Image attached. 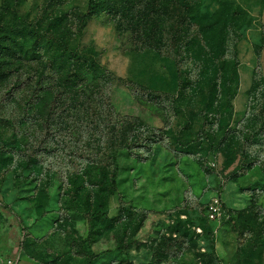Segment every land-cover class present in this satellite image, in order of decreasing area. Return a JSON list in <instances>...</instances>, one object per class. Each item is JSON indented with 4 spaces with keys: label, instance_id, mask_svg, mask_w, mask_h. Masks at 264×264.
I'll return each instance as SVG.
<instances>
[{
    "label": "rangeland",
    "instance_id": "1",
    "mask_svg": "<svg viewBox=\"0 0 264 264\" xmlns=\"http://www.w3.org/2000/svg\"><path fill=\"white\" fill-rule=\"evenodd\" d=\"M155 1L0 0V264H264V0Z\"/></svg>",
    "mask_w": 264,
    "mask_h": 264
},
{
    "label": "trees",
    "instance_id": "2",
    "mask_svg": "<svg viewBox=\"0 0 264 264\" xmlns=\"http://www.w3.org/2000/svg\"><path fill=\"white\" fill-rule=\"evenodd\" d=\"M138 2H142L144 0H137ZM154 2L150 1V0H145V3L142 4V11H144V13H142L141 11V16L142 18L146 17V16H150L151 14H153L152 12L153 11H156V8L155 6H157V1L153 0ZM171 6H173V3H176L178 4V7H184L186 5V0H167ZM134 3V2H133ZM97 6V5H96ZM95 10V2L94 0H88V11L86 12L85 15L87 16H90L94 13ZM140 17V16H139ZM179 20L181 23H183V18L181 19L179 17ZM9 24L5 23V28H4V31L5 33H9V37H8V40H9V43H10V47L8 48L9 50L12 51L11 47H13V45L16 44L17 42V38H19L20 34L21 33H24L21 29L19 30V26L18 25H12V26H8ZM30 31V35H33L36 39L39 40L40 38V34L41 33H35V31L33 30H29ZM43 36V35H42ZM6 44V43H5ZM5 44H4V47H5ZM33 46V45H32ZM7 48V47H6ZM64 49V54L66 56V59H68L69 61H81L82 58H85L84 56H81L79 55L78 53L76 52H71L68 48L66 47H63ZM14 50V48H13ZM10 51V52H11ZM68 77V80H67V84L69 83H72V87L75 86V83L77 84L76 80H77V77L75 74H70L67 76ZM41 100L43 102H47V97H41ZM116 170L113 171V173L111 174V178H110V192L111 194H114L115 192V189H116Z\"/></svg>",
    "mask_w": 264,
    "mask_h": 264
},
{
    "label": "built area",
    "instance_id": "3",
    "mask_svg": "<svg viewBox=\"0 0 264 264\" xmlns=\"http://www.w3.org/2000/svg\"><path fill=\"white\" fill-rule=\"evenodd\" d=\"M206 216L211 221H220L221 220V206L218 198H214L207 206Z\"/></svg>",
    "mask_w": 264,
    "mask_h": 264
}]
</instances>
